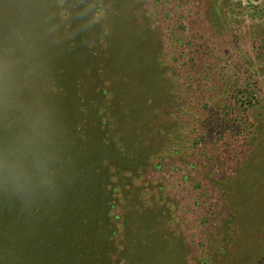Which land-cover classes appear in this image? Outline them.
<instances>
[{"label":"rangeland","instance_id":"rangeland-1","mask_svg":"<svg viewBox=\"0 0 264 264\" xmlns=\"http://www.w3.org/2000/svg\"><path fill=\"white\" fill-rule=\"evenodd\" d=\"M0 66V264H264V0H0Z\"/></svg>","mask_w":264,"mask_h":264},{"label":"clouds","instance_id":"clouds-1","mask_svg":"<svg viewBox=\"0 0 264 264\" xmlns=\"http://www.w3.org/2000/svg\"><path fill=\"white\" fill-rule=\"evenodd\" d=\"M7 67L0 66V90H3L4 103L9 102L8 90L11 85L7 79ZM40 121L37 119L35 126L39 127ZM27 147V145H26ZM41 172L46 170V160L42 157L35 160V165ZM0 178L7 184H11L17 189H24L28 186V173L25 166L24 154L22 152H5L0 154Z\"/></svg>","mask_w":264,"mask_h":264},{"label":"trees","instance_id":"trees-1","mask_svg":"<svg viewBox=\"0 0 264 264\" xmlns=\"http://www.w3.org/2000/svg\"><path fill=\"white\" fill-rule=\"evenodd\" d=\"M103 182V181H101ZM97 261H95L93 264H116V259L111 258L108 260V257H103L101 259H96ZM97 262V263H96Z\"/></svg>","mask_w":264,"mask_h":264}]
</instances>
